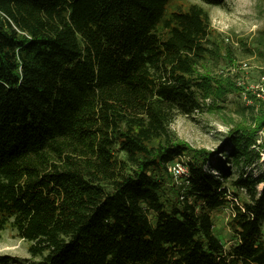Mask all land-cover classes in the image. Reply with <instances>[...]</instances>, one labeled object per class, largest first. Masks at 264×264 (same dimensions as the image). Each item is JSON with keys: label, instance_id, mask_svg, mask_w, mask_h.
<instances>
[{"label": "trees", "instance_id": "trees-1", "mask_svg": "<svg viewBox=\"0 0 264 264\" xmlns=\"http://www.w3.org/2000/svg\"><path fill=\"white\" fill-rule=\"evenodd\" d=\"M173 2L0 0V229L31 264H264V171L232 177L217 158L212 174L170 128L216 105L200 99L264 98L199 71L233 50L200 3ZM253 45L264 59V28ZM247 137L229 129L220 153L237 163ZM183 155L176 185L167 165ZM226 205L227 247L212 219Z\"/></svg>", "mask_w": 264, "mask_h": 264}, {"label": "rangeland", "instance_id": "rangeland-1", "mask_svg": "<svg viewBox=\"0 0 264 264\" xmlns=\"http://www.w3.org/2000/svg\"><path fill=\"white\" fill-rule=\"evenodd\" d=\"M188 2H198L208 11L216 39L224 38L223 42L229 43L233 50L231 61L228 60L229 55L223 52V59L210 58L199 71L203 74L208 72L210 76L223 74L232 77L239 86L252 93L262 87L260 94L263 96L264 59L257 54H246L244 47L249 43L255 46L253 42L264 28V0H226L222 6L207 5L199 0H174L173 4L185 6ZM200 100L205 106L213 102L216 105L191 116L177 115L170 124L177 140L191 150H204L207 153L204 169L211 173L213 171L212 174H217L212 164L217 158H223L229 160L226 164L232 177L239 174L258 177L264 171V123L258 126L264 109L257 101L249 100L243 90L227 91L219 99L207 97ZM236 127L246 129L248 135L247 141L242 143L244 153L239 154L237 163L228 159L232 158L230 155L220 153L223 149L230 150L232 143L227 140V131ZM180 158L177 159L185 161L188 156ZM242 198L243 192L237 200ZM230 214L229 205L212 212L214 232L225 247L234 241V235L227 225ZM27 244L14 229H0V254L9 255L12 258L10 264H31L34 259L27 251Z\"/></svg>", "mask_w": 264, "mask_h": 264}, {"label": "built area", "instance_id": "built-area-1", "mask_svg": "<svg viewBox=\"0 0 264 264\" xmlns=\"http://www.w3.org/2000/svg\"><path fill=\"white\" fill-rule=\"evenodd\" d=\"M262 78H264V75ZM261 90H263L262 87L260 88V90L258 89V90L254 91V94L256 95V97L264 98V94H263V96H261V94H260ZM249 100H250V98H249ZM179 159H181V158H179ZM167 171L171 175L173 182L176 185L187 184V182H188L187 177L189 176V169H188V166L184 160H178L176 158L175 160H173L171 163H169L167 165ZM212 173H213V171H212Z\"/></svg>", "mask_w": 264, "mask_h": 264}]
</instances>
